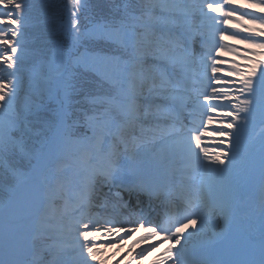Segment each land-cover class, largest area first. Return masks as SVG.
<instances>
[{
  "label": "snow or ice",
  "instance_id": "6c2138e0",
  "mask_svg": "<svg viewBox=\"0 0 264 264\" xmlns=\"http://www.w3.org/2000/svg\"><path fill=\"white\" fill-rule=\"evenodd\" d=\"M169 161L202 178L174 207ZM140 228L158 264H264V0H0V264Z\"/></svg>",
  "mask_w": 264,
  "mask_h": 264
},
{
  "label": "bare ground",
  "instance_id": "6f19581e",
  "mask_svg": "<svg viewBox=\"0 0 264 264\" xmlns=\"http://www.w3.org/2000/svg\"><path fill=\"white\" fill-rule=\"evenodd\" d=\"M235 30V29H233ZM232 79V78H231ZM210 127H218V125L216 124H213L211 125ZM206 140L208 141V138H206ZM207 146L209 147V149L211 150L212 148L216 147L214 144L211 143V141H209L207 143ZM237 164L239 165L240 164V161L238 159L237 161ZM166 171H168L169 173L171 174H176V175H179V178H177L175 180V183H176V188L175 190L179 189V188H183L184 184H188V182L192 179H195L197 177V181L198 183L201 185V177L200 176H197V174L195 172H190V171H187V170H184L182 171L181 170V166L177 163V162H173V161H169L166 169ZM168 174V173H166ZM165 176V175H163ZM168 176V175H167ZM185 176H189V177H185ZM163 180H166L165 177L162 178ZM197 182H194V184H198ZM253 198H254V202H255V207H256V210H257V215H258V211H259V203H260V189H259V174L257 172V175H256V180H255V187H254V190H253ZM57 214V212H56ZM213 225H209V234H211V229H212ZM101 235H104L103 232L100 233ZM136 234L135 236V243L134 244H131L128 242V240H124L122 242L123 246L122 248L119 246V251H114L111 253L110 251L107 252L106 254V260H107V264H117V262L119 261V264H128L127 263V259L126 257L123 255H119V253L121 254V252H126L127 249H129L130 247L133 248V246H137L139 245L140 243H142L144 240L142 239L143 237L149 235L147 233H144V230L143 228H140L138 231H136L134 233V235ZM142 237V238H141ZM118 239V237H117ZM161 239L160 236H153L152 240L150 241H145V245H153V244H156L157 242H159ZM100 241H104V240H100ZM139 241V242H138ZM109 242V241H108ZM132 242V241H131ZM98 243V242H97ZM127 247V249L125 248ZM169 247L168 243L167 242H164V243H160L159 247H155L153 250H154V254H153V258L149 259L147 262L148 264H158L159 261H161L164 257H163V252ZM114 249H117L116 247H113ZM126 249V250H125ZM152 250V251H153ZM126 255L129 256L128 253H126ZM108 257H111V259H108ZM152 257V256H151ZM129 264H138L137 261L135 260H132L129 262Z\"/></svg>",
  "mask_w": 264,
  "mask_h": 264
},
{
  "label": "rangeland",
  "instance_id": "374dc122",
  "mask_svg": "<svg viewBox=\"0 0 264 264\" xmlns=\"http://www.w3.org/2000/svg\"><path fill=\"white\" fill-rule=\"evenodd\" d=\"M57 2L58 3H61V0H57ZM62 7H63V5H62ZM66 18H67V14L66 13H63L62 14V19L61 20H59L58 22H63L64 20H66ZM228 41H231V42H233L232 40H228ZM244 63V62H243ZM242 64V63H241ZM23 95V94H22ZM158 151H159V154H160V156H161V158L162 159H166L167 157H168V155H169V145L168 144H166V143H163V142H161V144H160V147H159V149H158ZM56 209H51L50 210V214H54L55 216H56ZM135 233V232H134ZM134 233H132L130 236H129V238H127V239H125V240H128V242L129 243H131V244H134L135 243V237H134ZM121 236H125V235H127L126 233H121L120 234ZM136 235V234H135ZM118 239H119V237H118ZM132 241V242H131ZM111 241H109L108 242V240H104V241H98V244H101V243H103V244H107V243H110ZM145 240L142 242V243H140L139 245H137V246H133V248L132 247H130L129 249H127V247H125L126 249H127V251L126 252H121V254L119 253V255L121 256V255H123V257L125 256L126 257V259H127V263L129 264V262L130 261H132V260H135V261H137L138 262V264H148V260L151 258H153V254H154V250L152 251H149V252H147V254L146 255H144L143 256V258L141 259L138 255H137V253H139L140 251H141V249H143V248H146V247H148L149 245H145ZM151 245V244H150ZM122 246H123V244L121 243L120 244V247L122 248ZM125 249V250H126ZM113 250L114 251H117V249H114V248H112L111 250H110V252L112 253L113 252ZM109 252V251H108ZM126 253H128L129 254V256L128 255H126ZM152 256V257H151ZM106 258V257H105ZM109 264V263H108Z\"/></svg>",
  "mask_w": 264,
  "mask_h": 264
}]
</instances>
